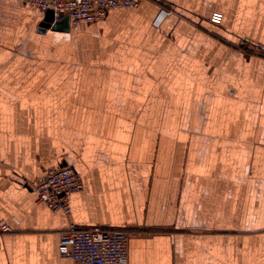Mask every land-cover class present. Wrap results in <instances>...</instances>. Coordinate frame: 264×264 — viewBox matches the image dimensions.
Wrapping results in <instances>:
<instances>
[{
	"label": "crops",
	"instance_id": "crops-1",
	"mask_svg": "<svg viewBox=\"0 0 264 264\" xmlns=\"http://www.w3.org/2000/svg\"><path fill=\"white\" fill-rule=\"evenodd\" d=\"M164 1L45 33L0 1V264H76L72 225L128 232L124 264H264V0ZM60 166L69 215L34 191Z\"/></svg>",
	"mask_w": 264,
	"mask_h": 264
},
{
	"label": "built area",
	"instance_id": "built-area-1",
	"mask_svg": "<svg viewBox=\"0 0 264 264\" xmlns=\"http://www.w3.org/2000/svg\"><path fill=\"white\" fill-rule=\"evenodd\" d=\"M1 1V0H0ZM18 3L36 8L43 16L53 11L54 22L70 16L75 26L91 25L103 21L107 15L117 9H138L146 2L160 5L158 23L171 15L175 5L164 0H15ZM222 14H215L212 22L221 24ZM256 55H264L262 48L254 46ZM84 184L77 172L70 166L50 168L34 185L38 201L55 212H72L70 199L81 192ZM13 229L0 221V233H12ZM2 243L0 241V249ZM59 254L76 264H124L129 254V233L125 230L95 226L80 229L72 225L61 236Z\"/></svg>",
	"mask_w": 264,
	"mask_h": 264
},
{
	"label": "water",
	"instance_id": "water-1",
	"mask_svg": "<svg viewBox=\"0 0 264 264\" xmlns=\"http://www.w3.org/2000/svg\"><path fill=\"white\" fill-rule=\"evenodd\" d=\"M71 29V19L70 16H65L60 21L54 22V13L53 11H48L42 23L40 24L39 32L45 33L48 30L60 31V32H69Z\"/></svg>",
	"mask_w": 264,
	"mask_h": 264
},
{
	"label": "rangeland",
	"instance_id": "rangeland-1",
	"mask_svg": "<svg viewBox=\"0 0 264 264\" xmlns=\"http://www.w3.org/2000/svg\"><path fill=\"white\" fill-rule=\"evenodd\" d=\"M58 42H63L62 40H60V41H58ZM73 41H70L69 39H66L65 40V45H64V49L62 50V52H54V56L57 58L58 57V55L60 56V54H61V57H62V55H65V59H70V57H69V55H70V53H72V49H73ZM84 46V45H83ZM248 47L249 46H247V45H245V44H243L242 45V48L243 49H245V48H247L248 49ZM254 49V46L252 45V47H251V50H253ZM249 53H251L252 51H249V50H247ZM58 53V54H57ZM36 59V58H35ZM88 60V55L87 56H85V55H82V60H83V62H84V60ZM67 62H70V61H67ZM71 62H73V61H71ZM49 63H51V64H54V63H58L57 61H55V59H53V57L52 56H49Z\"/></svg>",
	"mask_w": 264,
	"mask_h": 264
}]
</instances>
